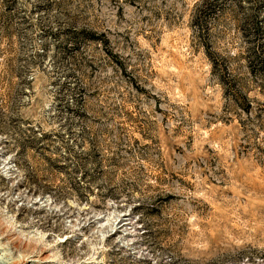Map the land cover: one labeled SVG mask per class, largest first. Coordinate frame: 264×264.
I'll list each match as a JSON object with an SVG mask.
<instances>
[{"label": "rangeland", "instance_id": "374dc122", "mask_svg": "<svg viewBox=\"0 0 264 264\" xmlns=\"http://www.w3.org/2000/svg\"><path fill=\"white\" fill-rule=\"evenodd\" d=\"M263 74L264 0H0V264H264Z\"/></svg>", "mask_w": 264, "mask_h": 264}, {"label": "trees", "instance_id": "16d2710c", "mask_svg": "<svg viewBox=\"0 0 264 264\" xmlns=\"http://www.w3.org/2000/svg\"><path fill=\"white\" fill-rule=\"evenodd\" d=\"M213 62H214V60H213ZM221 71H222V74H220L219 77L222 79L223 84L225 86L229 85V89L230 90L234 89V92H238V90L235 89V87H236L235 80L234 79H229V78H231V75H232V73L230 72V69L226 66L225 68H222ZM263 78H264V74H263Z\"/></svg>", "mask_w": 264, "mask_h": 264}, {"label": "bare ground", "instance_id": "6f19581e", "mask_svg": "<svg viewBox=\"0 0 264 264\" xmlns=\"http://www.w3.org/2000/svg\"><path fill=\"white\" fill-rule=\"evenodd\" d=\"M35 262V261H34ZM32 264H34V263H32Z\"/></svg>", "mask_w": 264, "mask_h": 264}]
</instances>
